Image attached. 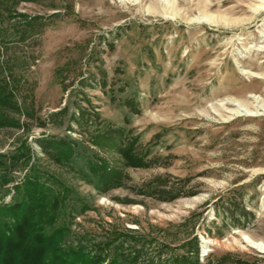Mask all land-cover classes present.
Wrapping results in <instances>:
<instances>
[{"label": "rangeland", "instance_id": "rangeland-1", "mask_svg": "<svg viewBox=\"0 0 264 264\" xmlns=\"http://www.w3.org/2000/svg\"><path fill=\"white\" fill-rule=\"evenodd\" d=\"M0 60L2 199L34 165L66 245L264 264V0H0Z\"/></svg>", "mask_w": 264, "mask_h": 264}, {"label": "trees", "instance_id": "trees-1", "mask_svg": "<svg viewBox=\"0 0 264 264\" xmlns=\"http://www.w3.org/2000/svg\"><path fill=\"white\" fill-rule=\"evenodd\" d=\"M6 63L0 60V72L4 71ZM11 104H14L12 90L5 73L0 76V108ZM3 123H7V117L0 110V125ZM47 142L50 147H57V153L62 157L70 156L72 146L63 137L49 138ZM129 146L124 145L122 151L132 153ZM23 147L19 146L9 154L0 152V186L11 179L6 175L8 170L13 167L24 168L27 164ZM101 168L98 174L109 176L110 171L103 166ZM28 169L23 179L13 184L14 193L10 200L5 201L0 196V264H128L136 258L130 252L124 253L121 250L109 255L102 250L86 249L83 245L64 244L70 228L64 222L57 223V220L70 189L61 182L57 186L50 185L41 178L34 165ZM92 169L95 171V168ZM114 239L115 236L106 244L109 245ZM116 247L123 248V241ZM225 260V255L209 254L205 264H219ZM199 263L198 258L192 260L188 254H176L168 258V264Z\"/></svg>", "mask_w": 264, "mask_h": 264}, {"label": "bare ground", "instance_id": "bare-ground-1", "mask_svg": "<svg viewBox=\"0 0 264 264\" xmlns=\"http://www.w3.org/2000/svg\"><path fill=\"white\" fill-rule=\"evenodd\" d=\"M256 244H258L259 246H260V248H263L264 249V245L263 244H259V243H256Z\"/></svg>", "mask_w": 264, "mask_h": 264}]
</instances>
